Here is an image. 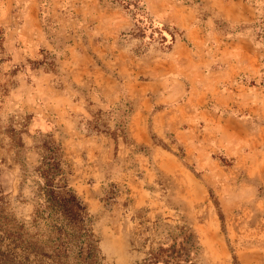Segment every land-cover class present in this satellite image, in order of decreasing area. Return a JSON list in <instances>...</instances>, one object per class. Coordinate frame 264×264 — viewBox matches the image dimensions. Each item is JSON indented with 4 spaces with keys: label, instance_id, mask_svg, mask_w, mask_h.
<instances>
[{
    "label": "rangeland",
    "instance_id": "obj_1",
    "mask_svg": "<svg viewBox=\"0 0 264 264\" xmlns=\"http://www.w3.org/2000/svg\"><path fill=\"white\" fill-rule=\"evenodd\" d=\"M152 1L0 0V261L11 225L30 228L48 144L104 264H135L181 223L198 264H264V0H159L163 16ZM185 8L196 42L174 25ZM117 11L131 24L111 32ZM169 33L199 57L197 88L182 101L153 92L146 118L160 110L169 125L139 144L128 122L143 94L119 71L130 64L119 48L166 49Z\"/></svg>",
    "mask_w": 264,
    "mask_h": 264
},
{
    "label": "trees",
    "instance_id": "obj_2",
    "mask_svg": "<svg viewBox=\"0 0 264 264\" xmlns=\"http://www.w3.org/2000/svg\"><path fill=\"white\" fill-rule=\"evenodd\" d=\"M165 39L161 41L169 47L174 34L169 33V40ZM44 148L35 168L42 181L30 219L33 229L23 222L11 225L9 258L0 264H104L92 218L83 199L68 183L59 147L44 144ZM198 252L194 228L175 224L152 241L135 264H198Z\"/></svg>",
    "mask_w": 264,
    "mask_h": 264
},
{
    "label": "crops",
    "instance_id": "obj_3",
    "mask_svg": "<svg viewBox=\"0 0 264 264\" xmlns=\"http://www.w3.org/2000/svg\"><path fill=\"white\" fill-rule=\"evenodd\" d=\"M159 3V0L151 2L149 5L151 14L155 15L162 11L159 8ZM183 11L185 13H179L177 22H175L174 25L180 29L184 28L185 36L190 34L188 40L190 41V39H193V42H196L198 36L192 35V33L196 32L195 28L192 27L193 11L186 8ZM166 13L167 11L165 15ZM160 15L163 16L162 13H160ZM107 17H110L109 26H107V28H109L111 32L115 28H120L119 31L121 32L126 24H128V27L131 24L126 15L120 11H117L116 15L109 14ZM165 17L167 18L168 16L166 15ZM187 28L190 29L187 30ZM188 44L189 43L185 40L175 38L166 49L160 50L150 47L141 54H135L131 46H121V48H119V50L126 53L130 61L128 68H126V66H120L119 71H128V75L133 76L130 78V81L133 82L131 84L136 86L135 89L129 90H135L136 93L140 92L143 94L142 96L145 97H141L142 100L144 99L143 101L141 100L140 102L137 101L134 103L133 110L131 111V118L128 122L130 136L136 143H149L151 140V135L148 131L149 126L152 132L160 135L166 130V126L169 125L167 121H162L158 118V116H160V110H157L153 116H151L150 120L146 118V106L142 104H144L148 97L152 96L153 92H158L171 99H180L179 101H182L186 93L192 91L193 85L197 88V84L192 82L188 75L192 76L193 70L200 69V65H198L199 57L191 51ZM143 61H145L144 64ZM141 63L143 65H141ZM204 71L205 70H203V72ZM143 73L146 75L145 78L141 76ZM184 103L185 101L183 104ZM179 106H181V104H177V106L174 107ZM172 109L173 108H171V110ZM180 122L181 120L179 119V123H174V125L177 126Z\"/></svg>",
    "mask_w": 264,
    "mask_h": 264
}]
</instances>
